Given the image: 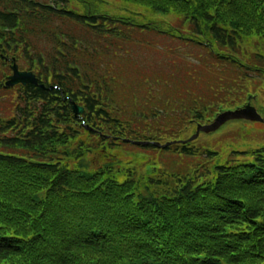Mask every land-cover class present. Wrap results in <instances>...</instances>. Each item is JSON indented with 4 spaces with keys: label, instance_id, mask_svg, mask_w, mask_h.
Masks as SVG:
<instances>
[{
    "label": "trees",
    "instance_id": "1",
    "mask_svg": "<svg viewBox=\"0 0 264 264\" xmlns=\"http://www.w3.org/2000/svg\"><path fill=\"white\" fill-rule=\"evenodd\" d=\"M147 2L174 21L0 0V264H264V145L180 167L215 154L182 132L264 82V0ZM145 48L165 56L152 64ZM13 62L38 84L6 85ZM123 146L173 169L135 182L78 166Z\"/></svg>",
    "mask_w": 264,
    "mask_h": 264
},
{
    "label": "rangeland",
    "instance_id": "2",
    "mask_svg": "<svg viewBox=\"0 0 264 264\" xmlns=\"http://www.w3.org/2000/svg\"><path fill=\"white\" fill-rule=\"evenodd\" d=\"M95 1L103 9H106L108 12L117 13L118 15L121 14L127 15L132 11H137L139 13L155 16L160 19L167 20L169 22L174 21L175 19L174 16H176L174 15L175 13L164 14L161 11H156L151 9L149 7L150 4L147 2V0H143L144 4H142V2H137L134 4L133 2L126 0H95ZM73 6L82 10L80 8L81 5L79 3L75 4V1L73 3ZM147 38H149L152 42L156 40L160 43L170 46V42H171L170 40L163 38L156 39L154 37L153 38L147 37ZM164 49L166 48L164 47ZM182 49L183 50L180 51V54L187 55L186 58L194 62L195 61L194 57L190 56L191 54L189 52H186L187 51L186 49L189 48L184 47ZM153 50L154 48L151 49V51L148 50L147 48L144 49L145 58L147 60H151L152 64L155 60H159L157 55L165 56V54L163 53L158 54V51L157 53H154ZM169 62L171 64L170 60ZM156 65H158V62H155L153 66ZM25 67L27 68V65H25ZM153 91H155L154 86L152 93ZM228 91L231 92L230 90ZM233 92H236L237 95H234ZM250 92L251 95L254 97L252 99L250 98L251 97ZM253 92H255V94ZM238 96L239 98H237ZM227 101L229 102L231 101L232 106L228 107L226 103L223 107H220V109L217 111L219 112V114L211 117L209 121L212 122L214 118L215 117L218 118L220 114H223L224 112L227 111H234L238 108H242L248 103L251 106H254L258 111V113L262 116L259 109L261 110L264 107V82L262 81L260 84H255L254 80L253 82H251V80L247 79L244 83H242V87L241 89H239V91L232 90V95L230 98L228 97ZM231 116L227 114L223 115L222 117H220L218 121H216V124L214 125L215 127L214 129H211L212 127H209L207 128V131L200 130L201 133L199 132L200 134L198 135V137L194 138V140L191 139L192 144L194 146H198L199 148L206 147L207 149L214 151L215 154L211 156V158L194 156L196 158H189L188 160H184L182 165L180 166L181 168L185 166H189L188 169L194 172V170L197 169L196 166L199 163H202L203 160L211 163H213V161L216 160H218L219 162H223L227 158L231 157L232 154L230 153L233 150L242 151V152L241 155L235 156V154H233L232 156L249 159L251 158V155H248L246 153L243 154L244 151L255 149L264 145V122L251 121L244 118H234ZM209 121H205L199 124L209 125L210 124ZM195 132H196V127L194 128V126L187 129L186 131H183L182 137H185L186 139H182L181 141L188 140L190 137H192V135L195 134ZM171 141L173 140L163 141L162 143L171 142ZM108 152L109 153H107V155L101 157L97 156L99 152L87 156H83L78 160V166L80 165L82 166L81 168L83 170L87 172H91L96 165H101V163L103 162L104 164L102 165H106L108 168H110L109 169L110 171L108 173H113L117 169V173H122L123 179L132 177L131 179H133L135 182H138L140 180L145 182L148 180V177L156 176L155 169L157 168H160L162 170H169V171L171 170V168L173 169L171 162L168 163L169 159L167 157L170 156L164 155V153L160 150L140 149V148H134L132 146H123V147H114L113 149H110ZM198 158H201V160H199ZM108 159H112V160L109 161ZM197 162L198 164H196ZM157 178L158 177H154L153 179H157Z\"/></svg>",
    "mask_w": 264,
    "mask_h": 264
},
{
    "label": "water",
    "instance_id": "3",
    "mask_svg": "<svg viewBox=\"0 0 264 264\" xmlns=\"http://www.w3.org/2000/svg\"><path fill=\"white\" fill-rule=\"evenodd\" d=\"M6 85L8 86H14L16 84H22V85H26V84H38V78L36 77V75L32 72V71H28V70H21L19 69L18 65L16 62H13L11 64V74L7 77V80L5 82ZM41 86H43L41 84ZM73 109H75V113H79L82 112V107L78 106L76 104L73 105ZM232 115L231 117L234 118H244L247 120H251V121H257V122H264V118L258 113V111L256 110V108L254 106H251L249 103L247 105H245L242 108H238L234 111H227L224 112L223 114H220L217 117L214 118V120L212 122H210L209 125L207 124H197L196 126V132L194 135H192V137L189 138V140L194 139L198 136L200 130H204L207 131V128L212 127L211 129H214V125L216 124V121H218L220 119V117H222L223 115ZM159 145V144H157Z\"/></svg>",
    "mask_w": 264,
    "mask_h": 264
},
{
    "label": "bare ground",
    "instance_id": "4",
    "mask_svg": "<svg viewBox=\"0 0 264 264\" xmlns=\"http://www.w3.org/2000/svg\"><path fill=\"white\" fill-rule=\"evenodd\" d=\"M74 111H75V109H74Z\"/></svg>",
    "mask_w": 264,
    "mask_h": 264
}]
</instances>
